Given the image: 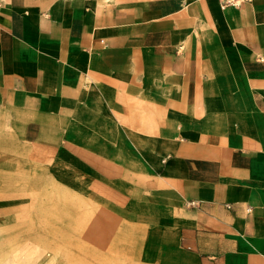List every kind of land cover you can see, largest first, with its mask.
I'll use <instances>...</instances> for the list:
<instances>
[{
  "label": "crops",
  "instance_id": "obj_1",
  "mask_svg": "<svg viewBox=\"0 0 264 264\" xmlns=\"http://www.w3.org/2000/svg\"><path fill=\"white\" fill-rule=\"evenodd\" d=\"M1 113L46 147L107 139L92 186L134 189L197 264H264V0H4Z\"/></svg>",
  "mask_w": 264,
  "mask_h": 264
},
{
  "label": "rangeland",
  "instance_id": "obj_2",
  "mask_svg": "<svg viewBox=\"0 0 264 264\" xmlns=\"http://www.w3.org/2000/svg\"><path fill=\"white\" fill-rule=\"evenodd\" d=\"M8 120L0 114V244L6 234L15 238L30 264L198 263L177 223L163 217L160 226H143V200L133 198L134 189L112 188L125 200L109 203L111 187L92 186L93 179L106 184L110 179L107 171L97 170L100 159L110 157L107 139L105 144L82 140L78 147L76 139L60 138L46 147L42 139L34 143L25 132H13ZM108 207L123 214L112 232L97 220Z\"/></svg>",
  "mask_w": 264,
  "mask_h": 264
},
{
  "label": "bare ground",
  "instance_id": "obj_3",
  "mask_svg": "<svg viewBox=\"0 0 264 264\" xmlns=\"http://www.w3.org/2000/svg\"><path fill=\"white\" fill-rule=\"evenodd\" d=\"M109 121V120H107ZM99 122V121H98ZM103 121H101L102 123ZM83 123V122H82ZM57 124V123H56ZM74 124V123H73ZM117 124V123H116ZM58 125V124H57ZM76 125V124H75ZM109 125V124H108ZM79 126V125H78ZM81 126V125H80ZM75 127V126H74ZM95 127V126H94ZM74 129V128H73ZM108 129V128H106ZM102 130V129H101ZM124 130V129H123ZM126 130V129H125ZM86 131V130H85ZM91 131V130H90ZM101 132V131H100ZM83 134V133H82ZM108 134V133H107ZM100 136V135H99ZM87 137V136H86ZM109 137V136H108ZM119 137V136H118ZM104 138V137H103ZM76 139V138H75ZM89 139V138H88ZM94 139V138H93ZM120 140V139H119ZM79 142H81L80 140H78ZM103 141V140H102ZM24 142V141H23ZM117 142V141H116ZM131 142V141H130ZM39 143V142H38ZM82 143V142H81ZM111 143V142H110ZM122 143V142H121ZM128 143V142H127ZM51 144V143H50ZM94 144V143H93ZM105 144V143H104ZM108 144V143H107ZM44 145V144H43ZM88 145V144H87ZM91 145V144H90ZM112 145V144H111ZM129 145V144H128ZM103 146V145H102ZM101 146V147H102ZM123 146V145H121ZM127 146V144H126ZM92 147V146H90ZM124 147V146H123ZM132 147V146H131ZM114 148V147H113ZM122 148V147H121ZM125 148V147H124ZM130 147L128 146V149ZM118 149V148H117ZM127 149V148H126ZM140 149V148H139ZM136 150V149H135ZM120 152V151H119ZM132 152V151H130ZM141 152V151H140ZM26 157V156H25ZM10 164V163H9ZM14 164V163H13ZM16 165V164H15ZM64 169V168H63ZM64 171V170H63ZM131 175H134L133 173ZM141 176V175H140ZM128 177V176H127ZM138 178V176H135ZM143 177V175H142ZM130 181V180H129ZM133 181V180H132ZM139 181V180H137ZM141 182V181H140ZM138 185V184H136ZM75 207H79L77 204H73ZM29 222V221H28ZM30 223V222H29ZM1 224V222H0ZM36 224V223H35ZM29 226V225H28ZM34 226V225H33ZM30 227V226H29ZM25 228V227H24ZM1 236V235H0ZM4 241L2 244H0V262H2L1 264H30V255L29 254H24V252L17 248L18 246L17 241L15 240V238H12L10 236H8V234H6V236L3 238ZM2 257H4L2 259ZM4 260V262H3ZM76 264H81L78 263L76 261Z\"/></svg>",
  "mask_w": 264,
  "mask_h": 264
},
{
  "label": "built area",
  "instance_id": "obj_4",
  "mask_svg": "<svg viewBox=\"0 0 264 264\" xmlns=\"http://www.w3.org/2000/svg\"><path fill=\"white\" fill-rule=\"evenodd\" d=\"M219 5L222 9L233 8L237 9L246 4H250L252 0H218ZM4 0H0V8L3 5ZM194 204V203H191Z\"/></svg>",
  "mask_w": 264,
  "mask_h": 264
}]
</instances>
